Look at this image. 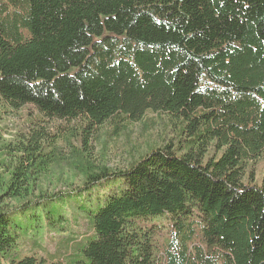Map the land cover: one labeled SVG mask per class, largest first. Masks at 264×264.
I'll return each instance as SVG.
<instances>
[{
  "label": "trees",
  "instance_id": "16d2710c",
  "mask_svg": "<svg viewBox=\"0 0 264 264\" xmlns=\"http://www.w3.org/2000/svg\"><path fill=\"white\" fill-rule=\"evenodd\" d=\"M0 104L46 124L0 163V264H264V0H0ZM148 114L170 138L95 163ZM59 140L81 183L34 196Z\"/></svg>",
  "mask_w": 264,
  "mask_h": 264
},
{
  "label": "rangeland",
  "instance_id": "374dc122",
  "mask_svg": "<svg viewBox=\"0 0 264 264\" xmlns=\"http://www.w3.org/2000/svg\"><path fill=\"white\" fill-rule=\"evenodd\" d=\"M146 117L148 119L145 123L142 121L141 123L129 124L118 135H111L112 128L107 125L95 132L90 143V152L95 163L108 168H125L131 157L144 153L150 146L161 144L164 137H171L169 124L166 120L152 114H148ZM47 122V125H53L57 129L65 126L63 121L48 120ZM32 124H40L46 127V124L39 122V114L32 106L12 110L0 104V163L8 144L14 143ZM61 131L63 130L61 129ZM57 146L62 152L63 161L58 165H51L47 173L39 177V180L33 186L35 189L34 196L39 194L40 191L50 194L68 184L78 186L81 183L82 177L80 174L67 164L70 151L66 144L59 140ZM255 168L257 178L260 180L264 172L263 165L259 162ZM9 203L10 205H16L13 201ZM42 233H45V231ZM42 233L36 235L35 238L39 242V248L33 250V253L35 251L40 256H45L46 250L53 252L67 236L78 241L84 239L81 231L69 235L70 231L68 229L54 232L50 237L44 236ZM28 247H31V243L28 244Z\"/></svg>",
  "mask_w": 264,
  "mask_h": 264
}]
</instances>
